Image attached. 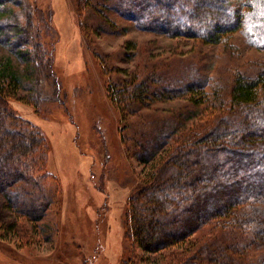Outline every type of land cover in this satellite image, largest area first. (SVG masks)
Masks as SVG:
<instances>
[{
	"label": "rangeland",
	"instance_id": "374dc122",
	"mask_svg": "<svg viewBox=\"0 0 264 264\" xmlns=\"http://www.w3.org/2000/svg\"><path fill=\"white\" fill-rule=\"evenodd\" d=\"M121 5L0 3L2 18L32 23L25 41L12 36L0 43V116L31 138L26 150L40 159L11 186L34 203L31 213L20 211V199L16 209L0 194V264H173L186 250L147 252L128 232L130 199L167 151L148 164L139 158L142 145L156 130L176 127L177 139L199 123L219 98L226 100L238 74L262 71L264 48L243 30L209 44L147 29ZM9 60L12 81L1 74ZM138 83L149 91L128 96ZM188 83L199 91L190 92Z\"/></svg>",
	"mask_w": 264,
	"mask_h": 264
},
{
	"label": "trees",
	"instance_id": "16d2710c",
	"mask_svg": "<svg viewBox=\"0 0 264 264\" xmlns=\"http://www.w3.org/2000/svg\"><path fill=\"white\" fill-rule=\"evenodd\" d=\"M119 1L122 12L147 29L168 28L209 44L227 43L243 30L264 48V0ZM161 14L170 18L160 21ZM26 22L22 27L20 15L16 20L0 16V43L12 36L25 41L32 28L28 17ZM40 59L44 62V56ZM12 69L11 60L3 64L6 81L15 77ZM197 84L188 83L187 89L197 92ZM170 90L162 89V95ZM228 90L226 100L218 96L220 104L211 105L201 121L177 139L171 135L177 128L171 132L165 127L156 130L140 151V160L149 164L167 149L130 199L128 232L147 252L186 245L180 262L173 264H264V64L256 75L238 74ZM148 91L145 83H138L127 94L136 97ZM9 126L2 114L0 194L16 209L20 199V211L29 214L32 203L12 193L11 186L40 159L26 150L25 140L31 138ZM33 147L39 150L41 145Z\"/></svg>",
	"mask_w": 264,
	"mask_h": 264
}]
</instances>
